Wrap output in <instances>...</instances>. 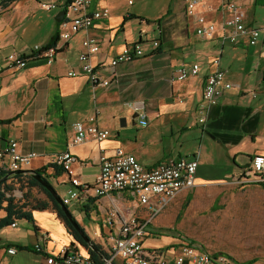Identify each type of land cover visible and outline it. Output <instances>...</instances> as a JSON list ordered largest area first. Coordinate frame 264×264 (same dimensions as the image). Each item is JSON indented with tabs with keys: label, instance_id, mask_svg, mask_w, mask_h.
<instances>
[{
	"label": "crops",
	"instance_id": "obj_1",
	"mask_svg": "<svg viewBox=\"0 0 264 264\" xmlns=\"http://www.w3.org/2000/svg\"><path fill=\"white\" fill-rule=\"evenodd\" d=\"M51 1L60 7H42L43 2ZM68 1L16 0L0 7V141L14 138L22 152H37L24 170H40L62 198L72 186L68 174L54 160L67 150L79 161L76 172L85 184L95 181L100 156L113 155L118 148L133 153L149 167L197 156L198 186L232 182L255 154H264V49L250 45L247 37L236 43L222 39L225 14L220 0H207L210 9L199 7L219 27L210 39L191 31L193 20L186 15L184 0H93V7L106 9L108 17L64 41L59 38L63 19L57 21L56 15ZM237 1L246 9L247 24L261 29L264 36V0ZM55 35L60 50L52 64L36 58L26 68L8 65L10 54L29 56L36 45L45 47ZM87 36L100 41L99 51L90 60L111 80L109 86L92 85L83 74L68 75L71 69H80ZM156 41L159 45L154 47ZM136 42L142 44L144 56L112 69L111 60L124 46ZM215 58L220 59L219 68L226 72L232 87L218 104L207 108L206 120L200 123L204 81L216 68ZM194 62L200 64L199 74L177 80L178 68ZM78 121L95 123L110 134L105 140L89 138L73 144L74 123ZM17 175L22 181L29 176H11L12 191L7 196L29 204L25 209L34 218L16 219V225L0 229V264H47L48 252L57 253L63 247L90 255L52 207L30 208L35 200L52 201L36 186L20 190L23 182ZM67 206L107 257L122 221L146 214L128 192L81 198ZM7 215L0 208V218ZM154 221L142 239L144 249L171 261L179 252L182 237L176 235V241L165 249L147 246L149 237L162 235L159 229H172ZM40 242L43 250L36 248ZM13 247L16 252L10 253Z\"/></svg>",
	"mask_w": 264,
	"mask_h": 264
},
{
	"label": "built area",
	"instance_id": "obj_2",
	"mask_svg": "<svg viewBox=\"0 0 264 264\" xmlns=\"http://www.w3.org/2000/svg\"><path fill=\"white\" fill-rule=\"evenodd\" d=\"M186 15L192 18L191 31L202 38L210 39L219 30L217 23L208 19L199 10L201 5L211 8L207 0H184ZM42 7L47 10L59 8L55 2H43ZM220 10L225 14L222 26V39L236 43L240 37H247L249 44L260 45L264 49V36L261 29L250 27L246 22L247 12L244 6L237 0H220ZM64 17L60 30V40L68 41L80 30H90L95 21L108 17L106 9L93 7V0H69L64 6ZM141 43H133L124 46L113 60L111 68L114 69L119 63H127L144 56ZM159 42H154L157 47ZM80 54V69L70 70L68 75H86L92 85L109 86L111 80L92 64L91 58L100 49L98 38L87 36L83 43ZM60 46L57 43L51 47H40L36 45L33 53L24 56L12 53L7 56L9 66L26 68L30 60L40 58L46 63L52 64L59 53ZM220 59L215 58L216 68L207 75L203 95L204 104L201 106L200 123L206 120L205 111L210 105L218 104L226 92L231 89L232 83L226 77V72L219 68ZM200 72V64L194 62L186 66L182 64L178 68L177 80H187L197 76ZM144 124L147 121H143ZM75 135L73 144L85 139L93 138L97 141L108 138L110 132L100 128L95 123L78 121L74 123ZM37 157V152L24 153L21 151L19 142L10 138L6 142L0 141V169L5 172L24 170L31 166ZM100 171L97 173L92 184H85L76 172L77 158L69 150L60 154L54 164L61 166L68 174L70 189L62 197L64 204H71L87 197H104L113 192H128L136 198L146 210L144 215H134L123 220L118 230V236L112 237L111 251L107 261L101 263L92 260L90 255H84L78 250H70L63 247L57 253L48 252L47 264H234L232 259L224 253H211L202 245H196L183 237L180 239L179 252L170 261L160 256L158 252L147 253L144 249L142 239L148 235V225L167 208L179 195L198 187L196 175L198 171V157L176 158L168 162H161L156 166L149 167L139 161L133 153L122 148L115 150L113 155L103 154L100 156ZM232 182L236 184L264 183V154L257 153L253 156L248 167L242 170ZM16 225V223H13ZM43 242V241H42ZM42 242L36 245L42 249ZM10 253H15L16 248H10Z\"/></svg>",
	"mask_w": 264,
	"mask_h": 264
},
{
	"label": "rangeland",
	"instance_id": "obj_3",
	"mask_svg": "<svg viewBox=\"0 0 264 264\" xmlns=\"http://www.w3.org/2000/svg\"><path fill=\"white\" fill-rule=\"evenodd\" d=\"M184 194L154 221L156 225L172 229H159L164 234L149 237L147 246L165 249L179 235L203 245L211 253L226 254L236 264L252 258L264 264V188L261 184L226 181L198 186Z\"/></svg>",
	"mask_w": 264,
	"mask_h": 264
},
{
	"label": "trees",
	"instance_id": "obj_4",
	"mask_svg": "<svg viewBox=\"0 0 264 264\" xmlns=\"http://www.w3.org/2000/svg\"><path fill=\"white\" fill-rule=\"evenodd\" d=\"M15 1L16 0H1L0 1V7L6 8ZM56 42H58L57 35L53 36L51 41L44 48L51 47V46L55 45ZM37 172L40 173V170H38ZM6 174H7V172L0 169V178L5 176ZM17 178L19 179L20 182H23V184L21 185L22 188H24V187L32 188V187L36 186V187L40 188L41 190H43L49 196L50 200L52 201L49 204L48 201L35 200V202L32 203V205H30V208L37 210V209H46L49 206L52 207V209L58 213V215L61 217L63 222L66 224L69 232L72 234L74 239L77 242H79L80 244H82V246L86 247L89 250L88 252H89L92 260L95 262H98V263L103 262V260L99 257L98 253L88 246V244L83 240V237L81 236V234L67 220L68 219L67 216L65 215L63 210L60 208V206L56 203V201L52 197V194L49 191H47L45 188H43V186H42V184H40V182H38L35 178L29 177V176H27L24 181H22V178L20 175H17ZM259 184H261V183H259ZM261 185L264 188V183ZM11 191H12V186L8 183V180L6 182L3 181L2 183H0V208H3L8 212V215L6 217L0 218V229L2 227L4 228V227L11 225L16 219L32 220V218H34L32 215V212L25 209L29 204H27V203L21 204L20 202H15L14 197L7 196V194ZM184 206H186V205H184ZM184 206H183V208H184ZM170 230L171 229H169V231ZM161 234H163V233H161ZM190 241H192V240H190ZM192 242L195 243V241H192ZM96 245H97L98 249H100L101 254H103L107 257V254L105 253V251H103L101 246L99 244H96ZM255 261H256V258H252V259H249L248 261L241 263V264H253Z\"/></svg>",
	"mask_w": 264,
	"mask_h": 264
},
{
	"label": "water",
	"instance_id": "obj_5",
	"mask_svg": "<svg viewBox=\"0 0 264 264\" xmlns=\"http://www.w3.org/2000/svg\"><path fill=\"white\" fill-rule=\"evenodd\" d=\"M63 17H64V11H60L58 13V15H56L57 21H62ZM19 173L20 174L29 175V176L35 178L38 182H40L43 185V187L52 194V197L54 198L56 203L60 206V208L63 210V212L67 216V218H68L67 220L81 234V236L83 237V240L88 244V246L91 249L95 250L98 253V255L101 256L103 261H107L108 260V258L105 255L101 254V251H100V249H98L96 243L93 242L88 237V234L83 230L81 225L76 221V218L71 213V211L68 209V206L64 204L62 198L59 196V194L53 188L52 183H50L44 176H42L36 170H21V169H18V170H15V171L7 172V174L5 176L0 178V183H2L3 181L6 182L11 176H13L15 174H19Z\"/></svg>",
	"mask_w": 264,
	"mask_h": 264
}]
</instances>
